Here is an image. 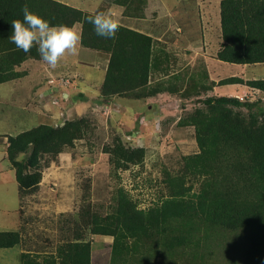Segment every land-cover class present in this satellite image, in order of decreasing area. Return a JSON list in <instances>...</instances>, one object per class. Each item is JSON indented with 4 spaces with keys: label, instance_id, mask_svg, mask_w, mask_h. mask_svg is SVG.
<instances>
[{
    "label": "trees",
    "instance_id": "16d2710c",
    "mask_svg": "<svg viewBox=\"0 0 264 264\" xmlns=\"http://www.w3.org/2000/svg\"><path fill=\"white\" fill-rule=\"evenodd\" d=\"M143 0H113L139 9ZM50 25L81 24L82 47L107 57L100 86L103 97L137 99L167 91L199 104L178 124L193 126L198 151L183 157V173L168 175L167 192L158 202L138 208L124 187L115 189L111 211H86L80 225L89 233L112 238L109 264H150L156 258H188L184 264H264V79L231 76L219 84L250 87L249 96L209 94L214 82L181 78L174 87L151 86L152 37L120 25L115 38L96 35L85 19L92 13L57 0H0V83L20 77L16 67L27 59L42 60L34 46L28 53L11 43V21L22 18V6ZM101 11V10H99ZM221 44L215 57L237 64L264 63V0H220ZM174 78H177L174 76ZM259 93V94H258ZM80 97H83L80 94ZM84 117L57 125L42 123L7 136L6 159L14 170L19 193H31L41 181V159L59 155L75 145L87 131ZM114 170L143 161V147L126 146L120 138L104 147ZM199 182L192 192L193 183ZM86 214V215H85ZM54 253L32 264H91V244L75 234ZM19 242L18 232H0V247ZM22 264H31L24 259ZM186 257V258H185ZM175 264V263H174Z\"/></svg>",
    "mask_w": 264,
    "mask_h": 264
},
{
    "label": "rangeland",
    "instance_id": "374dc122",
    "mask_svg": "<svg viewBox=\"0 0 264 264\" xmlns=\"http://www.w3.org/2000/svg\"><path fill=\"white\" fill-rule=\"evenodd\" d=\"M145 1L151 3L145 9L147 17L156 20L155 26L165 27V34L169 37L172 34V41L178 39L187 26L203 30L202 38L212 46L207 53L215 58L221 42L220 0L194 1L196 11L202 13L198 17L194 8L192 12L189 10V0H166L168 6L161 0ZM198 2L202 4L201 11ZM113 8V16L123 24L124 14L120 13L118 6ZM163 21L167 23L163 24ZM186 51L189 50L182 52ZM66 56L75 58L74 55ZM215 65L223 75L264 77V63L247 66L215 61ZM16 69L24 73L0 83V208L14 210L21 197L20 217L25 224L23 239L31 250L54 253L60 244L70 242L79 233L92 246L93 264H109L112 238L91 234L85 225L78 227L81 215L88 210L100 214L111 211L112 196L119 186L124 187L138 208H147L158 202L167 192L164 179L168 175H181L183 157L198 151L193 126L180 125L178 121L199 104H195L192 98L183 99L168 92L150 103L145 102L140 109L124 113L118 105L113 106L105 100L98 104L96 98H90V87L80 84L77 76L72 74V68L57 66L53 69L43 60L27 59ZM60 78L69 79V83L64 85ZM167 79L175 82L171 86L174 87L181 77ZM227 87L230 91L241 88L240 85L227 84L214 92L227 94L223 91ZM64 93L66 97H63ZM259 97L264 107V93L260 92ZM148 104L157 106L160 113L152 115ZM81 116L88 121L85 136L59 155H44L38 189L18 195L14 170L6 159L7 136L42 123L57 125ZM116 138L126 146L143 147V161L114 170L104 147L113 145ZM193 180L195 178L187 176L186 184L193 183L192 192L197 191L200 184ZM187 259L181 256H175L173 261L156 258L150 264H184ZM219 260L224 264L222 257Z\"/></svg>",
    "mask_w": 264,
    "mask_h": 264
},
{
    "label": "crops",
    "instance_id": "0c3cea01",
    "mask_svg": "<svg viewBox=\"0 0 264 264\" xmlns=\"http://www.w3.org/2000/svg\"><path fill=\"white\" fill-rule=\"evenodd\" d=\"M59 2L65 3L72 7L81 9L83 11L88 12H95L97 10L110 12L113 14L112 8L113 6H118L120 9V13L124 14L125 17L124 23L121 25H125L128 28L140 31L142 33L148 34L152 37V55H151V64H150V75L148 78V84L151 86H156L159 84V88L162 87H171L172 84H175L173 80H169L166 78L171 76H177L184 79L189 77H194L198 81H201L203 84H211V82H215L216 85H213L212 89L210 90L209 94L214 95H227V96H236L242 95L245 93L250 92V87L244 84H237V83H226V84H217L219 80L228 78L231 76H235L234 73L223 75L217 71V65H215V61L221 64H228L231 63L221 61L214 58L213 55L207 53L208 50L212 48V46L207 42L205 38L201 36V29H195L187 26L186 29L184 28L179 34V38L172 41V34L166 35L165 27L155 26L156 20L152 17H147L145 13V9L148 8L151 3L146 2L145 0L142 1V4L139 9L133 10L132 8H126L125 5L118 4L113 2V0H57ZM164 5L170 1L161 0ZM194 1L197 0H189V10L192 12L193 8L195 9V16H199L202 13H198L196 11V7L193 5ZM145 4V5H144ZM198 4V9L202 10V4L200 2ZM219 4V1H218ZM219 8V6H218ZM114 9V8H113ZM170 13V11L168 12ZM186 14H189L186 12ZM190 20V19H189ZM167 23L163 21V24ZM171 23V22H170ZM75 28L79 33L81 32V24L76 22L72 26ZM199 36V37H198ZM199 39V40H198ZM180 41L178 44L176 41ZM173 43V44H172ZM182 44V45H181ZM221 44V42H220ZM180 45V47H179ZM211 46V47H210ZM189 50L188 52H182L183 50ZM77 55V56H76ZM74 55L73 58H69L65 56L63 57V61L59 62L57 66L59 67H67L72 68V74L77 76V79L81 82L80 84L86 87H90L91 93L90 98L94 97L98 100V104H100L101 100H105L111 103L113 106H120L122 107V112L130 113L135 109H140L142 104L145 102H151L157 96L162 97L167 94L168 92H159L153 96H149L146 98H133V97H126V96H117L113 95L111 97H103L100 94V86L104 79L106 67H107V57L99 55L95 50H91L85 47H82L80 44L78 45V52ZM68 65H65L67 64ZM254 64H243V65H255ZM263 76V75H262ZM239 77V76H238ZM242 79H253L248 77H241ZM262 78V77H260ZM208 79V82H206ZM264 79V77L262 78ZM171 81V82H170ZM171 84V85H169ZM227 84H235L240 85L241 88L235 91L229 87L226 88L227 94L223 93H215L214 90H217L221 85ZM66 97L67 94H63V97ZM147 107L149 108L150 113L152 115H158L160 112L158 111L157 106H152L148 104ZM18 191V190H17ZM18 191V195H19ZM18 206L15 207L14 210L1 209L0 211V232H18L19 233V242L11 247H0V264H22L21 254L25 253L28 254L25 261L29 259L42 261V259L48 253L38 252L35 250H31L30 247L26 244V239H23L24 232L22 230L25 229V224H22V219L20 214L22 213L20 208V200ZM53 253V252H51ZM32 264V261L29 260L28 263ZM91 264H93V255H92V246H91Z\"/></svg>",
    "mask_w": 264,
    "mask_h": 264
},
{
    "label": "clouds",
    "instance_id": "9594fccd",
    "mask_svg": "<svg viewBox=\"0 0 264 264\" xmlns=\"http://www.w3.org/2000/svg\"><path fill=\"white\" fill-rule=\"evenodd\" d=\"M85 19L93 25L97 36L113 39L119 30V22L112 13L95 11L86 14ZM9 40L17 49L28 53L36 46L42 60L56 68L66 55H76L81 43V34L73 27L60 24L50 25L49 21L32 12L27 4L22 6V18L11 21Z\"/></svg>",
    "mask_w": 264,
    "mask_h": 264
},
{
    "label": "built area",
    "instance_id": "2783aa9c",
    "mask_svg": "<svg viewBox=\"0 0 264 264\" xmlns=\"http://www.w3.org/2000/svg\"><path fill=\"white\" fill-rule=\"evenodd\" d=\"M52 81V80H51ZM60 81L62 83H64V85H67L69 83V79L67 78H60ZM54 83V82H53ZM250 94V93H249ZM248 95V93H245V94H242V95H236V97L239 99V100H244V98H246Z\"/></svg>",
    "mask_w": 264,
    "mask_h": 264
}]
</instances>
